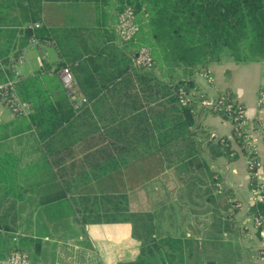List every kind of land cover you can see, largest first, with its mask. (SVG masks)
Wrapping results in <instances>:
<instances>
[{
    "label": "trees",
    "instance_id": "1",
    "mask_svg": "<svg viewBox=\"0 0 264 264\" xmlns=\"http://www.w3.org/2000/svg\"><path fill=\"white\" fill-rule=\"evenodd\" d=\"M44 1L47 0H0V82L14 78L10 62L25 52L31 37L52 44L59 57L52 77L48 76L50 67L42 62L35 75L17 80V93L30 103L32 110L27 114V122L22 120L27 124L13 132L34 124L44 137L69 131L77 136L74 142H83L88 136L85 147L91 152L84 160L90 163V170L77 174L91 179L118 174L135 158V153L157 151L165 167L191 193L195 185L203 184L206 199H213L215 172L204 156L205 146L211 141L206 142L209 135L196 121V115L209 111L227 119L226 113L206 109L200 98L190 96L193 81L172 79L169 75L164 79V76L178 68L196 71L210 61L226 57L237 62L264 58V0H115L116 13L129 4L136 13L145 16L144 25L152 38L147 45L153 57V66L147 70L136 68L132 62L140 45L138 32L132 41L117 43L105 8L101 7L93 26L48 27L42 24ZM85 1L98 6L100 0ZM35 22L39 26L35 27ZM63 67L70 70L89 102L80 109L69 104L66 90L56 76ZM158 70L167 73L161 77ZM49 87L52 94L61 95L55 103H50ZM235 110L236 106L232 107V113ZM6 135L0 126V139ZM242 136L243 132L232 126L231 140L217 139L216 144L228 160L247 153ZM52 142V138L47 140V151ZM62 148H71V142ZM43 164L47 170L38 178L55 181L65 175L60 171L58 176L54 174L48 161ZM250 187H254V181H250ZM66 188L60 190L64 192ZM4 191L0 186V211ZM221 192L231 194L224 187ZM92 202L94 209L103 212L100 219L129 223L132 236L140 242L137 257L118 264H186L194 257L196 246L192 238L156 237L153 214L132 211L125 193L101 194L93 197ZM235 203L234 199L233 203L224 205L228 204L231 212L236 213L239 207H232ZM250 213H264V201L254 202ZM7 215H0V231L6 233L16 230L15 217L8 220ZM214 223L225 231L235 228L227 216L214 218ZM38 245V240L8 241L0 236V258L11 251H21L30 260L28 249H37Z\"/></svg>",
    "mask_w": 264,
    "mask_h": 264
},
{
    "label": "crops",
    "instance_id": "2",
    "mask_svg": "<svg viewBox=\"0 0 264 264\" xmlns=\"http://www.w3.org/2000/svg\"><path fill=\"white\" fill-rule=\"evenodd\" d=\"M117 5L115 0H100L98 6L95 2L85 0H47L42 6V24L48 27L93 26L95 16L103 7L118 43L115 27ZM136 21L139 27L138 41L148 46L152 38L146 31L142 12L137 13ZM58 60L57 50L52 44L40 43L36 39V43L25 48L20 78L35 75L42 62L50 67L48 76L52 77ZM202 70L211 75V81L203 76ZM166 71L158 70L157 73L162 77ZM167 75L172 79L193 81V88L206 98L229 93L243 106L247 130L253 127L256 119L264 122V105L257 107L259 92H264V58L237 62L226 57L210 61L196 71L175 69L166 74L164 79L168 78ZM56 76L59 78L58 71ZM49 89L51 93L47 94L50 103H55L61 95L52 94V88ZM66 96L73 106L72 100ZM196 116V121L209 135L206 142L211 141L205 146L204 156L210 169L215 172L214 187L211 189L213 209L209 206L210 199L196 198L198 196L195 197L173 171L165 167L157 151L135 153V158L122 167L118 174L110 177L91 179L90 176L86 178L82 174L78 175L90 170V163L84 160L91 152L85 147L88 136L83 142H74L77 136L69 131L54 137H44L34 124L23 126L20 132H13L27 124L28 116H15L0 103V126L7 133L6 137L0 139V186L6 193L0 215L8 214V220L10 217L16 219V230L8 233L1 230L0 236L8 238V241L20 238L38 240V248L30 247L27 251L32 264H118L132 261L139 253L140 242L132 236L130 224L106 222L99 218L103 215L101 209L92 207L95 196L125 193L132 211L153 214L156 237H190L195 241V255L186 264L213 262L203 253L206 255L214 251L213 246L219 251V243L226 242L228 234H236L244 249L256 252V263L252 261L251 264H264L258 258V250L264 247V229L252 224L249 209L254 203L245 154L240 153L237 158L228 160L220 145L216 144L220 137L231 140L232 125L227 119L209 111H200ZM49 138L54 142L49 145L48 153L46 144ZM69 141L71 148L63 149ZM258 156L263 160L259 172L261 179H264V144L260 141ZM46 161L54 174L58 176L60 171L65 172V175L55 181L38 178L43 170H47L44 168L46 164H43ZM66 186L62 192L60 189ZM195 186L202 187L203 184ZM222 187L229 189L231 194H223ZM216 194H222L221 203L216 199ZM229 197L237 202L239 209L236 213L231 212L228 204L224 205L230 202ZM214 211L216 217L222 215L223 218L227 216L228 221L232 220L235 228L225 231L215 224L212 220ZM243 235L245 242L242 240ZM6 257L0 258V264H10Z\"/></svg>",
    "mask_w": 264,
    "mask_h": 264
},
{
    "label": "built area",
    "instance_id": "3",
    "mask_svg": "<svg viewBox=\"0 0 264 264\" xmlns=\"http://www.w3.org/2000/svg\"><path fill=\"white\" fill-rule=\"evenodd\" d=\"M35 27L39 26L38 22L33 24ZM116 33L119 42L128 43L132 41L139 30L136 21L135 9L125 4L124 8L116 13ZM30 44L36 43V39L31 37ZM24 59V53H22L17 59H12L10 62V68L14 73V78H6L0 82V103H3L13 115L23 116L31 112L32 107L30 103L22 100L16 89V82L21 77V71L19 65ZM133 65L136 68L147 70L153 66V57L148 46L140 44L137 46L135 55L133 57ZM203 76L211 81L212 77L204 70L201 71ZM58 75L63 87L66 90V94L73 102L74 109H80L87 103V98L81 93L80 88L73 78L70 70L67 67H63L58 70ZM190 96L200 98V104L206 109L212 108L214 112H225L227 119L231 122V125L238 132H243L242 139L247 143L245 154L246 166L250 176V181H254V187L251 189V199L254 202L264 201V179L260 177V168L263 165V160L258 156L259 141L264 144V122L256 119L251 129L246 128L244 109L241 104L236 102L233 97L226 92L221 93L215 98H206L203 94L198 93L194 88L190 90ZM185 102V99H181ZM264 105V92L260 91L257 99V107L261 108ZM236 106V112L232 113V107ZM250 212V209H249ZM251 220L254 227H260L264 229V213H251ZM259 260L264 261V247L258 250ZM6 260L10 264H31L27 254L21 251H11L6 257Z\"/></svg>",
    "mask_w": 264,
    "mask_h": 264
},
{
    "label": "rangeland",
    "instance_id": "4",
    "mask_svg": "<svg viewBox=\"0 0 264 264\" xmlns=\"http://www.w3.org/2000/svg\"><path fill=\"white\" fill-rule=\"evenodd\" d=\"M137 14V13H136ZM146 39L144 40V43H146ZM234 54L237 55V53L234 51ZM20 68V65H19ZM193 195L198 196L196 198L199 197H205V195L203 194V186L202 187H195L194 190L192 191ZM225 194V192L223 193ZM216 199H218L219 203H221V199H222V194H216ZM230 201V203H233V200L231 197H229L228 199ZM200 206V205H199ZM209 206L211 209H213L214 204L212 203L211 199L209 200ZM234 206H238L237 203L233 204L232 207ZM213 212V210H212ZM213 218L212 220L215 218H217V214L215 215V211L212 214ZM214 221V220H213ZM230 222H232V220H230ZM232 231V230H230ZM245 235L242 236V240L245 242L246 238H244ZM223 244V246H222ZM219 251L217 250L216 246H213L214 251L208 252L206 253V255L203 253V256H208L209 260H212L213 262H208V263H212V264H251L252 261L255 262V255L256 252L252 251V250H247L244 249L240 239H238V237H236L235 235L232 234H228L227 236V241L223 242V243H219ZM194 259H192V261L190 263L193 262ZM207 263V264H208ZM256 263V262H255Z\"/></svg>",
    "mask_w": 264,
    "mask_h": 264
},
{
    "label": "water",
    "instance_id": "5",
    "mask_svg": "<svg viewBox=\"0 0 264 264\" xmlns=\"http://www.w3.org/2000/svg\"><path fill=\"white\" fill-rule=\"evenodd\" d=\"M208 264H210V263H208ZM212 264V263H211Z\"/></svg>",
    "mask_w": 264,
    "mask_h": 264
}]
</instances>
